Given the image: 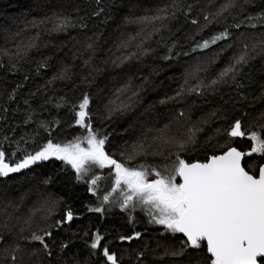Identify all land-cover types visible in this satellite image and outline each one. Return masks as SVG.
I'll return each mask as SVG.
<instances>
[{"label": "trees", "instance_id": "16d2710c", "mask_svg": "<svg viewBox=\"0 0 264 264\" xmlns=\"http://www.w3.org/2000/svg\"><path fill=\"white\" fill-rule=\"evenodd\" d=\"M172 2L177 6L175 16L155 25L125 19L151 16L156 9ZM201 5L200 0H0V147L9 157L16 151L19 158L17 142L21 148L25 142L21 137L28 141L29 150L34 147L33 142L47 141L49 133L42 124L51 128L54 142L73 140L85 130L75 125L70 108L82 93L89 92L92 122L108 136L106 151L117 160L125 158L121 157V152L132 153L136 138L143 135L154 140L159 137L158 129L148 124L150 121L161 128L160 120L178 110L173 114L176 120L172 124H178L177 120L180 122L187 111L188 125L201 116L207 125L203 123L198 131L194 130L193 142L183 150L177 152L171 146L166 155H172L174 160L179 155L191 163L202 162L208 155L219 154L227 147H236L247 154L251 141L245 136L232 139L227 132L234 120L247 112L249 115L242 117V130L245 126L255 127V132L264 138V126L247 121L250 115L264 110V98L259 94V85L264 83V62L255 58L243 67L242 71L248 76L237 77L243 85L241 88L229 81L208 88L202 94L180 89H183L181 82L187 72L193 70L190 62L193 63L195 57L206 56V65L202 67L205 70L198 71V75L204 77L206 83L216 79L219 69L229 65V50L225 45L241 31L264 29V21L254 19L251 23L257 25L255 28H230L232 36L227 41H218L205 50H193L195 44L234 23L236 17L233 12L227 20L220 18L205 25V12L199 14ZM262 8L264 0H254L246 7V14L256 16ZM64 16L71 17V26L64 31H53L59 23L57 17ZM194 19L202 21L198 33L192 36L197 25L191 23ZM29 44L33 46L29 48ZM41 63L46 67H38ZM65 70L64 79H53ZM123 80L128 86L120 92L118 86ZM177 92L181 93L179 97ZM168 97L175 99L160 103ZM110 101L114 102L113 106L123 103L129 107L108 118L106 106H110ZM181 112L183 116L179 115ZM214 132H220V137ZM159 145L154 148V159L139 157L135 162L161 168L168 164L164 160L172 156L162 159L164 154L158 150ZM259 163H264V153L245 155L243 166L251 171L250 165ZM93 173H98V168ZM107 184L102 179L99 190L105 189ZM30 191L42 198L48 194L47 199H56L60 207L49 220L51 227L43 229L52 233L51 238H45L52 255L48 256L41 247L38 255L33 256L35 260L32 254L27 256L26 264L30 260L35 264H77V261L84 264L86 258L89 264H107L102 254L90 255L91 249L87 246L96 230L102 235L99 251L102 253L103 246L107 245L118 264H189L191 257L207 255L205 244L203 252L189 250L183 255H171L182 247L180 234L162 235L163 228L148 225L142 214H135L130 221L120 209L101 206L97 194L88 191V184L84 180L77 182L71 167L54 157L0 177V194L3 195L0 199L5 197L12 201ZM97 207H102V211L90 210ZM69 209L73 213L72 221L57 226L56 221ZM2 225L0 250L15 235L20 240L14 241L26 243L21 240L22 231ZM41 230L34 232L42 234ZM83 230L89 232L83 235ZM133 231L140 232V238L120 241L121 235H132ZM62 243L67 246L65 250L59 247Z\"/></svg>", "mask_w": 264, "mask_h": 264}, {"label": "snow or ice", "instance_id": "6c2138e0", "mask_svg": "<svg viewBox=\"0 0 264 264\" xmlns=\"http://www.w3.org/2000/svg\"><path fill=\"white\" fill-rule=\"evenodd\" d=\"M252 3L253 0H224L217 12L212 14L211 19L208 14H205L203 17L205 25L216 22L220 18L227 20V16L232 15L233 12L236 13V17L240 18L234 17V23L226 25L223 30L210 38L195 44L193 50L197 48L205 50L218 41H227L232 36L230 28L236 30L243 27L255 28L257 25L251 23L254 19L264 21V8L256 16L246 14V6ZM176 7L175 4L166 5L156 9L151 16L145 15L134 19L126 17L125 19L132 23L155 25L156 22L166 20L169 16H175ZM170 8L173 9L171 12ZM190 9L191 6L188 10ZM57 19L59 23L55 25L53 31H64L71 26V17L64 16L63 18L57 17ZM245 21L248 23L246 24ZM191 23L196 25L199 22L194 19ZM247 39L251 41V44L244 42L239 55L234 56L217 78L211 80L205 87L214 88L219 83L229 81L235 84L236 88L243 87L237 77L248 76L242 69L249 64L250 60L255 59V55L250 56L249 52L256 55L264 54V33L259 37H248ZM32 46V44L28 45L29 48ZM257 49H259L258 52ZM38 67H46V65L41 63ZM201 70L197 66L194 72ZM66 75L65 70L53 79H64ZM51 83L52 81H49V84ZM259 90L260 97L264 98V83L259 85ZM189 91L202 94L199 85ZM176 95L179 97L181 93L177 92ZM61 99L66 98L61 97ZM174 99L175 97H168L160 103H167ZM91 100V94L84 92L71 105L70 112L75 125L85 130L73 140L54 142L51 128L42 124L41 126L45 127V131L49 133L47 141L42 144L33 142L34 147L29 150L28 141L21 137L20 139L25 142L22 148L17 142L19 158H16V151L13 152L12 157H9L0 147V177L20 172L37 162L47 161L50 157H54L57 161L70 166L77 182L84 180L88 184V191L95 195L99 191L100 180L104 178L93 176L87 179V177L91 176L97 168L101 170L107 168L109 171L107 179L111 180V185L110 190L105 192L102 202L115 204L122 212L135 211L139 208L148 217L149 224L163 228L162 235L182 234V247L172 251L171 255H183L189 250L203 252L205 251L203 244L206 243L207 255L191 257L189 264H264V163L251 164V171L242 166L244 155L264 153V138L255 131L247 133L248 139L252 142L247 154L238 151L235 147H227L219 154L214 152L208 155L202 162L197 160L189 163L176 155L171 164H165L162 168L143 163L133 166L135 156L147 152L144 144L134 146L127 160H117L114 155H110L106 151L108 136L92 122ZM25 103L27 104L28 101L26 100ZM109 105L106 106L108 118L113 113L123 112L129 107L124 104L113 106L112 101ZM179 115L183 116V112ZM244 115H249V113H243L231 124L227 132L229 137L246 135L242 130ZM257 119H264V112H260ZM160 132L161 136L153 139L162 140L163 144L174 146L177 152L192 143L195 136L191 128L183 139L169 137L163 129ZM35 135L38 136L39 133ZM7 139L5 137V140ZM124 156L125 153L121 152V157ZM113 194H118L117 199H112ZM90 210L101 212L102 207ZM72 219L73 213L69 209L65 211L61 220L56 221V225L68 223ZM129 220H132L131 216ZM41 233L32 232L30 237H21V239L38 242L42 245L43 252L51 256L52 249L45 238H51L52 233L43 229ZM140 236V232L133 231L132 235H121L119 239L132 241ZM2 239L3 237L0 236V240ZM101 241L102 237L98 233H92L91 243L87 245L91 249L90 255L102 254L107 264H118L115 254L110 253L107 245L103 246L102 253L99 251ZM59 247L65 250L67 246L62 243ZM18 252H20V247L16 245L12 248L11 264H17L16 253ZM84 264H89L87 258Z\"/></svg>", "mask_w": 264, "mask_h": 264}, {"label": "rangeland", "instance_id": "374dc122", "mask_svg": "<svg viewBox=\"0 0 264 264\" xmlns=\"http://www.w3.org/2000/svg\"><path fill=\"white\" fill-rule=\"evenodd\" d=\"M200 1H201L202 5L200 7L199 14L202 15V12H205L204 15L208 14L210 19L212 17V14L216 13L217 10L220 8L221 4L224 3V0H200ZM172 4H173V2H172ZM201 21H202V19H200V21H198L199 22L197 24L198 27H196L197 26L196 25L194 30L192 31V36L198 33V30L200 27L199 24H201ZM203 21H204V19H203ZM262 33H264V29L253 30V31H241V32L237 33L236 36L233 38V40H231L229 42V44L225 45L226 49L229 50V54L227 55V58L229 59V63L231 62V59L234 56L239 55L240 50L242 49L244 42H248L249 44H251V41L247 39L248 37H259ZM24 36L30 37L27 35H24ZM21 38H22V36H21ZM229 45H231V47H229ZM258 51H259V49H257V52ZM1 52H4V51H1ZM249 55L250 56L255 55V58H258L259 60L264 62V54L256 55L250 51ZM131 56H132V54H131ZM205 59H206L205 55H200V56L198 55L197 57H195L192 60L193 63L190 62V64H193L194 67H193V70L187 72V77H185L182 80L181 86L183 89H180L181 92L185 90L187 93H190L189 89L194 88L198 85L200 86V92L205 93V91L208 89L205 86L208 85L210 81H207V83H206L204 77H200L198 75V72H194V69L197 66H199L202 69L203 64H205L204 63ZM225 67L226 66H224L223 69ZM217 68H218V66H217ZM223 69H219L220 70L219 73ZM204 70L205 69H203L202 72H204ZM123 84H124V80H123L122 84L120 86H118V87H121L118 89V91L121 92L122 89L125 90L127 88L126 87V86H128L127 81L124 85ZM210 89H212V88H209V90ZM121 101L123 102V100H121ZM123 103H125V102H123ZM123 103H121V104H123ZM181 110H183V109H181ZM178 111H176L174 113H177ZM261 112H264V110ZM173 114H171L168 117L160 120L161 128H158V126H156L151 121L148 124L150 126L156 128V129H158L159 136H161L160 130L163 129L167 136L175 137L178 139H183L184 137H186V135L188 133V129H185L186 127H191V129L194 131L195 129L196 130L200 129L201 127H203L206 124V123H204L205 118H203L201 116V117H196L195 121L188 125L187 120L189 119V117L187 116L188 115L187 111H185V116L183 117V119L180 122H178V120H177L178 124H172V122L174 120H176V119H173ZM259 114H260V112L250 115L247 119L248 123H256V124L264 126V119H257ZM203 123H204V125H203ZM254 128L255 127H249L248 128L245 126V129L243 128V131L246 134L245 137L248 138L247 133L255 131L256 129H254ZM214 134L217 137H220V132H214ZM141 143L144 144L145 148L147 149V152L146 153H140V154L136 155L135 159L132 162L133 166H135L136 164H140L138 162H135L139 157H141L143 159H147V158H151V157L153 158L152 154H153L154 148L159 144L160 145H159L158 150L160 151V153L164 154L162 159H167V158L172 156V155H166L165 154V152H167L168 149L171 148L172 145H165L162 143V141L160 143H158L156 140H151V139H147V138L143 137V135L136 138V146L141 144ZM251 144H252V142H251ZM166 146H167V150H166ZM172 148H175V147L172 146ZM253 154L254 155H261L262 153H253ZM123 159L127 160L128 155L125 154V158H123ZM173 160H174V157L172 156L171 159L164 160V162H168V164H171ZM93 176H101L108 183L106 185L105 189L103 188L102 190H99L97 192V200H98L99 204L101 206H104V207L110 206L113 208L120 209L115 204H104L102 202V198H103L105 192L110 190V185H111V180L107 179V177L109 176L108 169L107 168H105L103 170L98 169V173H96V174L93 173L91 176L87 177V179H91V178H93ZM0 197H3V195L0 194ZM48 197H49L48 194L44 195L42 198L38 195V193H35V191H30V192H27L25 194H19L18 197L12 201L9 199H6L5 197L3 199H0V224H3L2 227L7 226L10 228L19 229L20 231H22L21 237H24V238L30 237L31 233L36 231V230L38 231L40 229L50 228L51 223L49 222V220L58 211V209L60 207V203L56 199H47ZM117 197H118V194H113L112 199L115 200V199H117ZM125 214L127 217L131 216L132 221H133L134 217L136 216L135 214L144 215V212L141 211L139 208H137L135 211L130 210L129 212H125ZM144 217L146 218L148 225H155V224H149L148 223V217L145 215H144ZM16 227H18V228H16ZM88 232H89V230H83V235H84V233L86 235ZM95 232L98 233L97 230ZM100 236L102 237V235H100ZM17 239L20 240V238H17L16 235L12 236L9 238V240H10V241L8 240L9 242L7 241L3 244V247L0 250V264H11L12 248L15 247L16 245H19V247H20V252L16 253L17 264H26V261H28L27 256L30 254H32L31 257L33 258V260H35V258L33 256L38 255L39 250L42 247V245L34 247V245L32 244L33 242H29L28 240H25V239H21V240L26 242V243L19 244L16 241H14ZM29 264H35V263L30 260ZM69 264H71V263H69Z\"/></svg>", "mask_w": 264, "mask_h": 264}, {"label": "water", "instance_id": "95a60500", "mask_svg": "<svg viewBox=\"0 0 264 264\" xmlns=\"http://www.w3.org/2000/svg\"><path fill=\"white\" fill-rule=\"evenodd\" d=\"M244 136L242 137H231L232 139H242ZM236 148V147H235ZM238 151L242 152L241 150H239L238 148H236ZM243 153V152H242ZM244 160H245V155L242 157V166H243V163H244ZM182 236V234H180ZM205 246H206V243H204Z\"/></svg>", "mask_w": 264, "mask_h": 264}]
</instances>
